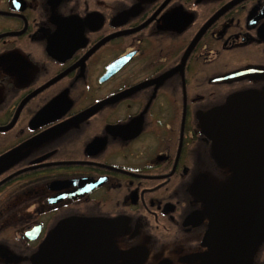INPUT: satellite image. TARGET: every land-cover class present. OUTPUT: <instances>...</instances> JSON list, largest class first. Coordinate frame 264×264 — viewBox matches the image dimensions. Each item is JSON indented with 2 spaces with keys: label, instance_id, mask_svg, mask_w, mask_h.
<instances>
[{
  "label": "flooded vegetation",
  "instance_id": "1",
  "mask_svg": "<svg viewBox=\"0 0 264 264\" xmlns=\"http://www.w3.org/2000/svg\"><path fill=\"white\" fill-rule=\"evenodd\" d=\"M0 58V264H226L264 0H0Z\"/></svg>",
  "mask_w": 264,
  "mask_h": 264
},
{
  "label": "water",
  "instance_id": "2",
  "mask_svg": "<svg viewBox=\"0 0 264 264\" xmlns=\"http://www.w3.org/2000/svg\"><path fill=\"white\" fill-rule=\"evenodd\" d=\"M257 132L264 133V129L252 131L233 154V167L244 184L242 202L239 206L216 210L204 238L222 263L236 264L244 260L264 232V141L255 143L253 136ZM238 154L250 158L241 159Z\"/></svg>",
  "mask_w": 264,
  "mask_h": 264
},
{
  "label": "snow or ice",
  "instance_id": "3",
  "mask_svg": "<svg viewBox=\"0 0 264 264\" xmlns=\"http://www.w3.org/2000/svg\"><path fill=\"white\" fill-rule=\"evenodd\" d=\"M0 59H2V58H0Z\"/></svg>",
  "mask_w": 264,
  "mask_h": 264
}]
</instances>
